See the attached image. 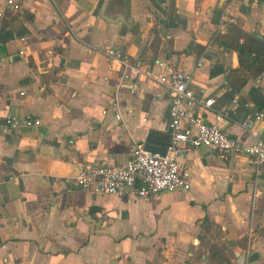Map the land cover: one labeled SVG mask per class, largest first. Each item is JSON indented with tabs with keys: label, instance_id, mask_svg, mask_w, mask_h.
Segmentation results:
<instances>
[{
	"label": "crops",
	"instance_id": "obj_1",
	"mask_svg": "<svg viewBox=\"0 0 264 264\" xmlns=\"http://www.w3.org/2000/svg\"><path fill=\"white\" fill-rule=\"evenodd\" d=\"M7 1L0 0V264H212V245L222 264H264V171L249 156L191 149L181 157L190 189L151 198L86 192L71 163L120 164L135 143H148L150 130L169 133L166 90L143 78L133 89L119 85L106 47L192 72L190 89L213 100L208 122L221 113L217 124L230 138L251 142L246 121L264 141V72L234 91L226 77L237 52L215 41L231 23L264 39V0H106L103 12L105 0ZM8 115L40 124L7 127Z\"/></svg>",
	"mask_w": 264,
	"mask_h": 264
},
{
	"label": "built area",
	"instance_id": "obj_2",
	"mask_svg": "<svg viewBox=\"0 0 264 264\" xmlns=\"http://www.w3.org/2000/svg\"><path fill=\"white\" fill-rule=\"evenodd\" d=\"M7 2L13 4L11 0ZM13 8L17 9L18 6L14 4ZM103 52L119 65V85L128 83V87L133 89L132 80L143 78L154 81L166 90L169 99L170 142L165 145L164 155L146 150L143 143H135L130 157L120 164L104 158L84 163L74 157L71 159L75 166L72 180L77 186L93 195L104 196L123 195L126 190H131L140 198H151L165 191L188 190L191 186L190 173L181 157L197 148H206L223 158L236 154L247 155L256 172L264 171V141L259 139L257 130L246 121L242 123L252 139L247 142L244 139L230 138L219 127L217 121L222 119L221 113L216 114L215 122H208L204 112L212 106L213 100L193 93L189 86L193 79L192 72L178 69L163 60L150 65L113 47H106ZM236 105L237 99L233 98L232 107ZM262 116L261 113L255 114L256 119ZM114 117L119 119L121 115L117 112ZM19 123L31 127L39 125L40 120L32 115H26L22 119L8 115L4 120L7 127L14 128ZM252 236L253 225L250 219L247 247Z\"/></svg>",
	"mask_w": 264,
	"mask_h": 264
},
{
	"label": "trees",
	"instance_id": "obj_3",
	"mask_svg": "<svg viewBox=\"0 0 264 264\" xmlns=\"http://www.w3.org/2000/svg\"><path fill=\"white\" fill-rule=\"evenodd\" d=\"M215 41L223 48L237 52L238 65L230 69L226 77L234 91H239L249 79L264 72V39L256 33L244 32L231 23L228 31L218 34ZM146 140L154 145L165 146L170 142V134L150 130ZM210 259L212 264H222L226 260L221 250L213 245L210 246Z\"/></svg>",
	"mask_w": 264,
	"mask_h": 264
},
{
	"label": "water",
	"instance_id": "obj_4",
	"mask_svg": "<svg viewBox=\"0 0 264 264\" xmlns=\"http://www.w3.org/2000/svg\"><path fill=\"white\" fill-rule=\"evenodd\" d=\"M106 4H107V1L105 0L104 1V5H103V7L101 9L102 12L105 10ZM113 20L117 21V20H124V19H122V17H117L116 19H113ZM144 147H145L146 150H148L150 152H153V153H158L160 155H164L165 154V150H166L165 146L154 145V144H151V143H145ZM203 258H204V256H203Z\"/></svg>",
	"mask_w": 264,
	"mask_h": 264
}]
</instances>
